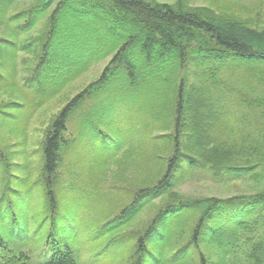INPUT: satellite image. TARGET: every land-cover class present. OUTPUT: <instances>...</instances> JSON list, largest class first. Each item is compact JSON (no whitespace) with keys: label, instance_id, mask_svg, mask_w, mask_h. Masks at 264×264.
Masks as SVG:
<instances>
[{"label":"trees","instance_id":"obj_1","mask_svg":"<svg viewBox=\"0 0 264 264\" xmlns=\"http://www.w3.org/2000/svg\"><path fill=\"white\" fill-rule=\"evenodd\" d=\"M19 1L0 0V94L10 96L0 102L1 122L42 108L93 64L109 61L46 128L40 183L29 184L28 176L16 185L6 177L11 187L1 183L0 201L16 193L6 206L12 216L27 212L29 194L37 188L46 212L56 211L65 187L80 188L70 179V168L93 173L79 157L67 159L73 144L86 132L87 143L93 149L98 143L99 155L110 157L111 149L134 140L131 124L146 137L155 132L166 137L157 173L137 185L122 212L127 220L117 226L126 228L161 199L149 224L132 237L129 264H264V0L236 6L30 0L10 12ZM122 125L128 126L125 131ZM219 129L230 136L218 135ZM10 159L8 150H0L4 176L13 167L25 171ZM184 168H207L225 184L251 179L255 193L185 197L176 191ZM5 221L8 214H0L5 228L0 226V264H31L21 250L29 243L27 224L16 222L9 231ZM15 231L18 241L11 238ZM127 242L125 235L116 236L114 245ZM43 264L78 262L63 245Z\"/></svg>","mask_w":264,"mask_h":264},{"label":"rangeland","instance_id":"obj_2","mask_svg":"<svg viewBox=\"0 0 264 264\" xmlns=\"http://www.w3.org/2000/svg\"><path fill=\"white\" fill-rule=\"evenodd\" d=\"M147 1L169 6H176L178 2V0ZM212 1H215L214 4L220 2L224 6H229V4L236 6V1L247 5L255 2V0H195L191 6H209ZM29 3L30 0H20L10 8V12L25 8ZM43 22L41 21L39 26ZM108 61L109 58L93 64L87 73L82 74L60 95L42 108L30 111L16 120L0 121V150L5 154L8 150L11 156L10 163H17L25 167L24 172L15 170L13 167L9 174L4 176V168L1 166L3 169L0 168V199L3 187L1 183L7 182L4 181L6 177L8 181L10 180L11 185H16L17 179L24 176L29 177V184L40 183L38 171L40 144L46 128L56 113L73 96L97 79ZM189 66L192 65H187V67ZM23 68L29 67L23 66ZM230 80L235 79L231 78ZM8 98H10L9 94H0V102H6ZM120 114L122 117L125 115L124 113ZM231 122L234 123L236 120L232 119ZM231 122L230 124H232ZM127 127V125H122L119 129L125 131ZM130 129L135 134L134 140L119 151L111 149L115 153L110 157L105 158L99 155L100 146L97 142L94 149L90 142L87 143L86 132L80 142L73 144L67 153L69 154L67 159L79 157L82 164L89 167L93 173H79L70 168V179L78 183L80 188L71 191L69 186L65 187L64 191L59 194L61 206L58 204L56 211L51 213L48 210L49 214L46 212L44 196L38 188L29 194L31 201L27 212L19 214L18 217H13L11 211L6 207L10 200L15 201L16 193H12L10 196L6 195L4 201H0V214H8V221H5L4 224L9 231L17 226V223L28 226L29 243L22 245L21 250L30 255L31 264H43L47 258L52 257L57 247L63 245H67L73 250L78 264H129L130 255L134 251L132 245L134 238L132 239V237L149 224L161 199L155 201L157 205L154 207H148L145 208V211H141L126 228L123 227L125 229L119 230L118 228L120 225H124L126 219L122 212L143 178L151 177L157 173L161 164L157 158L160 156L159 151L165 147L162 142L166 137V133L160 134V132L146 137L143 129H136L131 124ZM102 130H104L103 127ZM217 133L228 136L231 134L230 131L223 129H219ZM69 163V161L65 162L64 172L69 170L71 164ZM182 170L185 175L177 181L178 189L176 191L188 198H226L255 193V183L251 179L245 183L225 184L213 178L207 168H197L192 171L184 168ZM7 183L9 185V182ZM9 187L11 186L9 185ZM22 202L25 203V200L22 199ZM118 225L119 227H117ZM0 226L4 231L5 228L1 223ZM16 232L11 237L13 241L20 239L19 232L17 234ZM122 235L127 238L126 245H114L116 236Z\"/></svg>","mask_w":264,"mask_h":264}]
</instances>
